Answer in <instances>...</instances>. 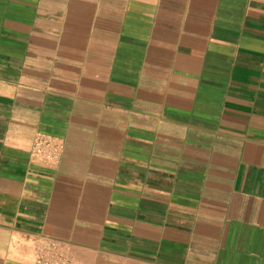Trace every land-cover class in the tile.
<instances>
[{"label": "crops", "instance_id": "0c3cea01", "mask_svg": "<svg viewBox=\"0 0 264 264\" xmlns=\"http://www.w3.org/2000/svg\"><path fill=\"white\" fill-rule=\"evenodd\" d=\"M38 250L264 264V0H0V264Z\"/></svg>", "mask_w": 264, "mask_h": 264}, {"label": "built area", "instance_id": "2783aa9c", "mask_svg": "<svg viewBox=\"0 0 264 264\" xmlns=\"http://www.w3.org/2000/svg\"><path fill=\"white\" fill-rule=\"evenodd\" d=\"M63 149V140L57 136L38 132L34 136L30 151L34 157L54 163ZM33 264H78L71 257L61 254L47 255L43 251H36Z\"/></svg>", "mask_w": 264, "mask_h": 264}]
</instances>
